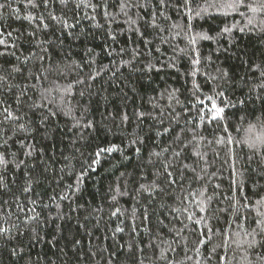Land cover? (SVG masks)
I'll list each match as a JSON object with an SVG mask.
<instances>
[{
  "label": "trees",
  "instance_id": "16d2710c",
  "mask_svg": "<svg viewBox=\"0 0 264 264\" xmlns=\"http://www.w3.org/2000/svg\"><path fill=\"white\" fill-rule=\"evenodd\" d=\"M231 2L0 0V264H264V0Z\"/></svg>",
  "mask_w": 264,
  "mask_h": 264
},
{
  "label": "snow or ice",
  "instance_id": "6c2138e0",
  "mask_svg": "<svg viewBox=\"0 0 264 264\" xmlns=\"http://www.w3.org/2000/svg\"><path fill=\"white\" fill-rule=\"evenodd\" d=\"M29 2H30V3H33V6H35V4H34V0H29ZM60 2H61L62 4H66L67 0H60ZM182 2H183V7H184V9H186L187 12L189 13V18H191V17H190V13H191V0H182ZM159 3H160L161 6H164V4H165V0H159ZM242 3H243V0H232V2L229 3V4H227L226 6H227L228 8H231V9H237ZM77 6L79 7V5H77ZM129 6H130V5H127V4H125V3L122 2L121 5H120V7H121V11H122V12L125 11V9H126L127 7H129ZM131 6H133V7H140L141 5L137 4V5H131ZM3 7H4V5H3V4H0V8H3ZM248 7L250 8V10H251L253 13L258 12V11H264V2H262V3L259 4L258 6H251V5H248ZM106 14H107V13H106ZM197 15H200V13H197ZM26 19H28V20H34L35 18L32 17L31 15H29L28 17H26ZM41 19H42V17H41ZM52 19H56V18H55V17H52ZM248 22H249V24H251V23H252V20L249 19ZM131 23H132V24H135L136 21H131ZM152 24H153L154 27L157 26L156 23H155V19H153ZM43 27H44V28H47L48 25H47V24H44ZM65 27H70V26L67 25V24H65ZM243 30H244V29H240V31H243ZM223 31H224L225 33H228V32L231 31V29L226 27V28H224ZM8 35H11V33H9ZM201 38H203V39H211L212 37L202 36ZM191 43H193V44L196 43V38H195V37L192 38ZM0 44H5V41H4L3 39H0ZM179 51H180V52H184L185 50H184V49H180ZM0 55H5V53H0ZM197 56H198V54H197ZM25 60H27V57L25 58ZM193 64H199V59H198V58H197V59H194V60H193ZM173 66H174V65H173ZM259 67H260V66L257 65V68H259ZM148 68H149V70H152L153 66H152V65H149ZM15 70H16V71H19V69H15ZM192 75H195V72H193ZM222 75L226 77V76L228 75V73H227L226 71H224V72H222ZM261 76L264 77V72H261ZM92 78L94 79L95 77H92ZM196 87H198V85H197ZM260 87L264 88V84H261ZM221 95H222V93H221ZM212 107H213V109L215 110V111L213 112V119H216V118L223 119V115H222V114H223V112H224V109H223V108H219V107H217L215 104H213ZM4 112L6 113V115H5V119H6V120H7V119H19L18 117H15V116L13 115V113L10 112L7 108L4 109ZM140 115L143 116L144 114H143V113H140ZM124 119H127V117H124ZM200 119L203 120L204 118L201 117ZM41 123H43V120L41 121ZM21 127H23V126H21ZM83 127H85V128H87V127H91V124L89 123V124L83 125ZM169 131H170V129H168V128H165V129H164V132H165V133H167V132H169ZM5 143H6V142H5ZM134 143H135V141H134ZM119 150H120V149H119L116 145H113V146L108 147V148H106V149H101V150L97 151L96 156L99 157V156L101 155V152H108V153H111V152H113V151H119ZM136 151L139 152L140 149H136ZM28 154L30 155L31 153H28ZM154 155L159 156L160 154H159V153H154ZM174 155L177 156V157H179V156H180V153H179V152H176V153H174ZM197 155H200V154L197 153ZM0 163H6V161H5V159H4V157H3L2 155H0ZM93 163H94V164H98V163H99V160H98V159H97V160H94ZM168 176H169V178H170V180H171V183H175V180L171 178V173H168ZM0 184H3V177H0ZM5 186H6V185H5ZM141 187L143 188L144 186L142 185ZM25 191H30V188H25ZM145 191H151V190L148 189V188H145ZM62 198H65V199H66L67 197H62ZM115 199H116V197L113 196V200H115ZM209 199H211V198H209ZM257 203H258V204H264V199H262L261 201H258ZM205 210H206V209L203 208V207L200 208V211H201V212H204ZM117 211H119V209H117ZM115 214H116V213H113V215H115ZM261 215H264V213H261ZM31 219H35V217H32ZM188 219H189V220H192V216H189ZM193 223H195V224H200V223H201V220L196 219V220L193 221ZM185 227H187V226H185ZM9 230H10V229H8V228L0 227V234H5V233L9 232ZM117 230H118V231H123V229H117ZM176 235L179 236V235H180V232H177ZM210 240H211V237H208L207 239H201V240H200V243H201V244H207L208 242H210ZM12 251H13V254H16V250H15V249H13ZM20 251H23V249H20ZM197 251H199V249H197ZM161 258H162V259H167V257L164 255L163 252L161 253Z\"/></svg>",
  "mask_w": 264,
  "mask_h": 264
},
{
  "label": "rangeland",
  "instance_id": "374dc122",
  "mask_svg": "<svg viewBox=\"0 0 264 264\" xmlns=\"http://www.w3.org/2000/svg\"><path fill=\"white\" fill-rule=\"evenodd\" d=\"M256 130L254 129V131L253 130H251L250 132H252L253 134H254V132H255ZM253 136V135H252ZM254 136H256L255 134H254Z\"/></svg>",
  "mask_w": 264,
  "mask_h": 264
}]
</instances>
